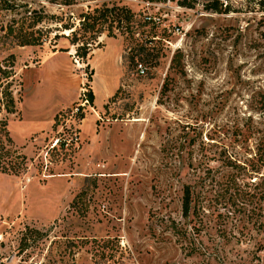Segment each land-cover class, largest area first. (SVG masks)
Listing matches in <instances>:
<instances>
[{"label":"rangeland","instance_id":"1","mask_svg":"<svg viewBox=\"0 0 264 264\" xmlns=\"http://www.w3.org/2000/svg\"><path fill=\"white\" fill-rule=\"evenodd\" d=\"M48 1L0 0V264H264V0H111L149 57L102 35L85 63L60 37L15 45L23 10L95 2ZM183 185L198 218L180 217Z\"/></svg>","mask_w":264,"mask_h":264},{"label":"trees","instance_id":"2","mask_svg":"<svg viewBox=\"0 0 264 264\" xmlns=\"http://www.w3.org/2000/svg\"><path fill=\"white\" fill-rule=\"evenodd\" d=\"M49 0L47 3H52ZM74 1V0H73ZM95 1L93 6H85L75 16H65L63 13L59 15L47 14L42 8L39 10H23L18 13V19L15 21V45L23 46H42L45 42L49 45L52 52L56 51V40L58 37L67 41L68 45L74 49V57L79 60H85L90 55V52L99 47L98 38L104 35L106 38H115L116 35L122 36L124 39L133 42L136 54L142 59L149 57V48H146L144 43H138L133 39L134 31V16L132 12L125 6L118 5L111 0H91ZM101 1L99 4L96 2ZM144 3H150L153 0H139ZM212 3L217 5L216 0ZM71 0H63L64 6L72 5ZM213 6V5H212ZM213 11L219 10L213 6ZM149 20V18H148ZM53 25L52 28L50 25ZM52 29V31H51ZM56 32L53 36H49L50 32ZM64 32H67L64 35ZM59 52H67V49H57ZM138 65V64H137ZM13 56L8 55L0 64V110L3 109L6 114L13 113L14 102L12 98L11 85L14 77L13 72ZM85 100L88 104L93 101V96L90 90H87ZM79 113V109H77ZM61 115V114H59ZM58 116V115H57ZM54 117V120L57 118ZM76 117L82 119V114H77ZM11 141L6 130L5 120H0V172L7 173L6 166L3 165V159L9 155ZM20 161L24 157H19ZM192 189L188 185H183L180 191V217L188 219L197 217L196 207L193 203ZM199 211L203 207H197ZM192 233L197 235V230L191 228ZM34 229L25 228V232L21 235L20 241L25 243L32 239V236H41ZM22 244V243H21ZM20 244V245H21Z\"/></svg>","mask_w":264,"mask_h":264},{"label":"built area","instance_id":"3","mask_svg":"<svg viewBox=\"0 0 264 264\" xmlns=\"http://www.w3.org/2000/svg\"><path fill=\"white\" fill-rule=\"evenodd\" d=\"M146 19L148 20V18H146ZM136 67H137V71H138V73H139L140 75H142V74H143V69L141 68L140 64H138Z\"/></svg>","mask_w":264,"mask_h":264}]
</instances>
